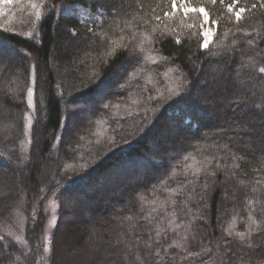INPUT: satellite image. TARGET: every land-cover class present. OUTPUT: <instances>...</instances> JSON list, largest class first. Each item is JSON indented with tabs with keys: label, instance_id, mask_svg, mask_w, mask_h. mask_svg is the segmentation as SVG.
Here are the masks:
<instances>
[{
	"label": "trees",
	"instance_id": "obj_1",
	"mask_svg": "<svg viewBox=\"0 0 264 264\" xmlns=\"http://www.w3.org/2000/svg\"><path fill=\"white\" fill-rule=\"evenodd\" d=\"M116 2L0 17V264L24 258L3 232L19 213L39 246L55 192L50 264L96 245L93 264H264V0H190L207 48L201 12Z\"/></svg>",
	"mask_w": 264,
	"mask_h": 264
},
{
	"label": "rangeland",
	"instance_id": "obj_2",
	"mask_svg": "<svg viewBox=\"0 0 264 264\" xmlns=\"http://www.w3.org/2000/svg\"><path fill=\"white\" fill-rule=\"evenodd\" d=\"M175 3H176L175 10L177 11L185 12L184 11L185 7H187L188 9H195V7L192 6V2H190V0H175ZM12 4L13 3L3 4L2 2H0V17L7 13V11L10 9ZM188 12H193V11H188ZM188 12H185V13H188ZM205 13L207 14L206 11L203 13L201 12L203 16V37H204L205 32H209V37H208L209 39L208 46H209V44L213 40V36H214L216 29H215V26L211 24L208 14H207V19H205ZM34 79H35L34 73L31 72L30 84L26 91L28 111L25 115V131H24L25 134H24V140H23V150L25 153H27L29 146L31 144V128H32L33 120H34V114H35ZM29 92H31V95H29ZM2 108L3 107L0 106V113L1 114L4 113L5 118H7L6 111H4ZM57 193L58 192H55L50 198H47L44 201L43 211L47 217V220H46V225H45L44 232L41 237L39 246L36 249H32L27 241L26 220L20 213L17 214V216L12 221H10L4 228L3 232L6 235L14 238V240L20 245V247L23 250L24 258L21 259L19 262H17V264H50L51 238L53 235L55 225L57 223V209H58ZM112 244L115 245L113 241H112ZM96 247L92 249V252L90 256L86 259L85 264H91L92 262L95 263V260L98 257L97 255H99L98 253H102V255L105 256V252H103V250L99 251L98 247L97 248ZM64 261H65V264H83V263L78 262V260H74L69 255L63 258V262ZM209 264H214V263L210 262Z\"/></svg>",
	"mask_w": 264,
	"mask_h": 264
},
{
	"label": "snow or ice",
	"instance_id": "obj_3",
	"mask_svg": "<svg viewBox=\"0 0 264 264\" xmlns=\"http://www.w3.org/2000/svg\"><path fill=\"white\" fill-rule=\"evenodd\" d=\"M0 2H2L3 4H11L14 2V0H0ZM57 2V0H51V3L54 5L55 3ZM215 2V0H213V3ZM33 9L36 10V15L37 17H40V8H41V5L40 4H37V3H32L30 5ZM112 6L113 8H117L118 7V4L116 2V0H112ZM176 8V3H175V0H173V10H175ZM107 11H109V13L111 12V9H108ZM184 11L185 12H188V11H199V12H205V10L203 8H200V9H188L187 7L184 8ZM229 11H232V8L229 7ZM244 11V9H240L238 10L235 15H236V19L239 20L240 19V16H241V13ZM166 15H168V13H166ZM205 19H207V14L205 13ZM72 29L69 28V31H71ZM209 32H205L204 33V44H203V47L204 48H207L208 47V43H209ZM262 72H264V69H261ZM29 95H31V92H29ZM105 107H107V105H104ZM185 159H187V157H185ZM214 174V173H213ZM175 175V174H174ZM182 183H187V180H183Z\"/></svg>",
	"mask_w": 264,
	"mask_h": 264
}]
</instances>
